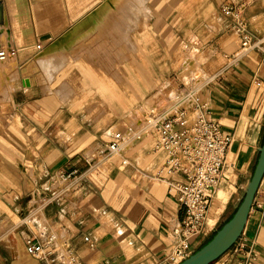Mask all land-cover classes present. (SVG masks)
Here are the masks:
<instances>
[{"label": "crops", "instance_id": "1", "mask_svg": "<svg viewBox=\"0 0 264 264\" xmlns=\"http://www.w3.org/2000/svg\"><path fill=\"white\" fill-rule=\"evenodd\" d=\"M227 3L247 23L254 41L247 50L222 8ZM125 8L112 0L4 6L0 32L17 50V78L0 101V224L8 219L0 264H44L25 249L41 232L40 239L53 233L57 247L68 245L74 264H172L167 229L184 207L168 180L180 175L162 171L166 153L154 149L153 131L126 136L118 152L107 148L113 132L140 123L132 117L138 107L183 84L195 82L206 116L232 134L191 251L243 196L264 140V0H145L143 17L131 25ZM192 49L197 59L189 60ZM74 169L78 178L60 179ZM43 195L52 198L42 203ZM238 239L264 264V174ZM241 256L230 247L209 264H239Z\"/></svg>", "mask_w": 264, "mask_h": 264}, {"label": "built area", "instance_id": "2", "mask_svg": "<svg viewBox=\"0 0 264 264\" xmlns=\"http://www.w3.org/2000/svg\"><path fill=\"white\" fill-rule=\"evenodd\" d=\"M224 12L231 18V28L239 37L241 48L252 47L247 23L234 3H227ZM36 48L41 46L37 43ZM14 46L0 47V60L17 54ZM186 83V81L184 82ZM195 83V82H194ZM184 84L168 90L162 100H154L146 104V110L139 109L142 117H138L135 129L127 132L115 131L114 140L108 144L107 153L118 152L126 136L137 137L143 133H155L154 149H163L166 157L162 171L167 175H180L178 179H170L169 190L177 191V199L184 207V215L167 229L170 248L167 257L172 264L186 258L192 251L189 239L200 233L210 204L212 192L218 187L227 153L232 143V134L226 133L219 122L206 116V106L199 101L196 87ZM81 172L74 169L59 174L64 181L73 180ZM51 195H43L40 201L47 202ZM19 220V219H18ZM24 221L29 222L30 217ZM44 233L28 237L25 249L28 254L43 261L44 264H74L76 254L68 245L57 247L55 235ZM87 239V237H85ZM234 253H241L239 264H255L256 251L247 246L244 239H236L231 245Z\"/></svg>", "mask_w": 264, "mask_h": 264}, {"label": "water", "instance_id": "3", "mask_svg": "<svg viewBox=\"0 0 264 264\" xmlns=\"http://www.w3.org/2000/svg\"><path fill=\"white\" fill-rule=\"evenodd\" d=\"M263 174L264 140L260 146L253 173L232 215L214 231L213 235L205 243L176 264H209L231 247L244 228L249 209Z\"/></svg>", "mask_w": 264, "mask_h": 264}, {"label": "rangeland", "instance_id": "4", "mask_svg": "<svg viewBox=\"0 0 264 264\" xmlns=\"http://www.w3.org/2000/svg\"><path fill=\"white\" fill-rule=\"evenodd\" d=\"M8 1L10 2V0H0V4L3 7L4 10V6L5 3H8ZM115 4L120 5L121 7H126L125 9H128L126 11H130L131 16L130 19H128V25L134 24V22H138L140 18L143 17L141 8L139 7V0H115L114 2ZM138 10V11H137ZM136 11V14L141 13L140 15H133L132 13ZM146 16V14L144 15V17ZM4 20V19H3ZM2 20V21H3ZM0 21V29H3L5 26L4 24L1 25ZM6 32L1 33L0 32V47H6L8 46V44H6ZM197 52L196 49H192L191 51H189L188 53H186V58L193 56V53ZM189 55V56H188ZM197 56V55H196ZM14 56H12L11 58H7V60L5 61H1L0 60V101L2 100H6L9 97V94L11 92V90L13 89V84H10V82H14L17 78V73H16V62L15 59L13 58ZM200 60V59H199ZM146 105H141L138 108H142L146 110ZM144 115H142V112L138 109H136L134 111V115L132 116L133 118H135L136 120H138V117H142ZM132 118V120H133ZM8 220V219H7Z\"/></svg>", "mask_w": 264, "mask_h": 264}, {"label": "bare ground", "instance_id": "5", "mask_svg": "<svg viewBox=\"0 0 264 264\" xmlns=\"http://www.w3.org/2000/svg\"><path fill=\"white\" fill-rule=\"evenodd\" d=\"M113 2H115V0H112ZM119 1V0H118ZM122 1V0H121ZM144 3H145V0H139V7L138 8H141V10H143L144 8ZM6 4V3H5ZM117 5V4H116ZM107 10V9H106ZM105 10V11H106ZM138 11V10H137ZM4 19V10H3V7L1 6V4H0V21H2ZM36 45V44H35ZM12 46V45H11ZM195 56V54H193V56L190 58L189 57V60L190 59H197V57H194ZM11 58V57H10ZM200 59H201V57H200ZM39 62V61H38ZM41 62V61H40ZM190 62V61H189ZM188 62V63H189ZM43 64V63H42ZM48 65V64H47ZM46 67V66H45ZM6 222H8L7 221V218L6 219H4L3 221H2V223L0 224V227H3V226H5V224H6Z\"/></svg>", "mask_w": 264, "mask_h": 264}]
</instances>
